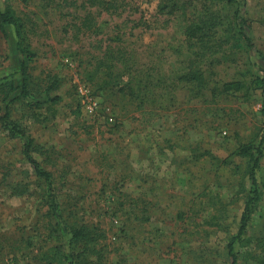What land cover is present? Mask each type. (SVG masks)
Returning a JSON list of instances; mask_svg holds the SVG:
<instances>
[{
  "label": "rangeland",
  "instance_id": "rangeland-1",
  "mask_svg": "<svg viewBox=\"0 0 264 264\" xmlns=\"http://www.w3.org/2000/svg\"><path fill=\"white\" fill-rule=\"evenodd\" d=\"M4 10L24 32L19 43L12 25L0 30V116L21 61L29 90L59 97H18L10 111L62 219L0 123V264H69V252L76 264H228L250 189L239 147L260 146L264 188V0H0ZM74 229L85 236L69 247ZM246 241L238 264H264V200Z\"/></svg>",
  "mask_w": 264,
  "mask_h": 264
},
{
  "label": "trees",
  "instance_id": "trees-1",
  "mask_svg": "<svg viewBox=\"0 0 264 264\" xmlns=\"http://www.w3.org/2000/svg\"><path fill=\"white\" fill-rule=\"evenodd\" d=\"M238 13V8L236 10ZM240 21V22H239ZM237 22L240 23V32L243 34V39L247 43V45L251 44L250 37L246 34L244 29L246 28V20L237 18ZM6 25H12L14 27L17 39L19 43H22L23 37V25L18 16H15L11 11L4 10L0 11V30L4 32ZM197 25L190 27L187 31L191 36L195 35V31L197 30ZM25 66L24 62L21 61V72L23 74V79L20 85L19 94L14 97H9L8 94H4L2 98V114L0 116L1 126L7 130V132L13 137H19L23 139V148L22 154L26 162L32 168L34 174L43 179L47 190L49 192L50 201H49V209L55 218H61L62 215L56 201V197L53 194V181L50 171L42 167L40 162L33 156V138L31 135L25 130V128L21 127L16 121L11 118L10 104L13 103L14 100L18 97H23L28 99L32 104L39 105L46 102H57L59 100L58 96L49 95L48 88H45L39 93H34L28 89L27 86V75L24 72ZM11 81V80H10ZM257 85L264 90V77H260L256 79ZM17 87L13 85L12 81L10 82L9 90H15ZM51 88V87H50ZM263 112H264V99H263ZM264 139V136H263ZM237 153L246 156L248 158L246 175L250 183V189L248 194L243 202L241 207V212L238 217V227L233 235V237L226 244V255L229 259L228 264H238V253L236 251V245L246 244V236L252 234L255 228V218L262 211V203L264 200V188L261 187L260 181L258 178V162L259 158L262 154L260 146L254 145L253 143L245 144L238 148ZM71 238L68 241L69 247H71L74 241L83 238L85 233L82 229H74L71 231ZM250 243H248L249 245ZM71 254V255H70ZM78 255H72L69 252L68 255V263L76 264V259H74Z\"/></svg>",
  "mask_w": 264,
  "mask_h": 264
}]
</instances>
